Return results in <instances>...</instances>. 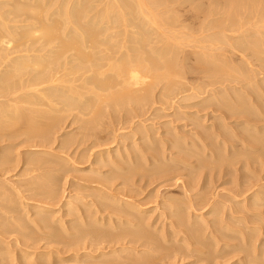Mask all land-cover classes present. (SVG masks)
<instances>
[{"label":"rangeland","instance_id":"1","mask_svg":"<svg viewBox=\"0 0 264 264\" xmlns=\"http://www.w3.org/2000/svg\"><path fill=\"white\" fill-rule=\"evenodd\" d=\"M18 1H16V0H9V1L0 0V4H1L0 5V9L2 8L0 10L1 13L3 12L5 14V12L6 13H7V11L9 12V10L14 8L15 3L18 2ZM58 1H60V0H51L50 3L52 2L51 3L52 5L50 4V7L52 6L51 8H53L56 5L54 9H57ZM76 1H78V0H76ZM76 1H74V0L70 1L71 3L69 5L72 6V8H74V9H72V11H71V7L70 6L66 7V5H65V8H66L65 10H68L67 8H70L71 12H73V10H74V13H77V12L80 11L79 4L81 3V4H85V6L81 5V8H83L82 11L84 12V11L89 10L88 7H90L92 9V6L94 5L95 7L93 6V9H94V11H97V12H94L93 9H92L93 13H92L91 10H90L91 12L88 11L89 13L85 12V14H83V13H81L82 11H80V13L83 14L82 16L84 18L88 16V15L86 16V14L94 15V16H88V19L86 18L85 20L91 21L90 23H92V21H93L92 18L94 20H96V22H95L96 26L95 27H98L97 24L99 23L100 19L102 20L104 15H106V14H108L107 16L110 15V17H111V20H109V22H111V21L113 22V19L115 18L114 16L116 14H118L119 13L118 11L120 10V8H116V7L119 6L118 3H119L120 0L118 1V3L115 2L116 0H110V1L107 0L108 3L109 2H114L115 4L117 3L116 6L113 7V9L111 7L112 3H109L110 4L109 5L106 0H104V1L101 0L100 1L101 3L99 2V0H97L96 2H99V3H97L96 5H100V7L97 6V8L99 7V9H101V10L96 8V5H95L96 2L93 3V1H95V0H92V3H93V4H91L92 6H88V2H90L91 0H84L85 1L84 3H82L83 0H80L81 2L78 1V4H77ZM221 1H218V0H176L172 4V3H169V2H171V0H170V1H167L168 3L165 2L166 4H164V5H166V7L163 8V9H165L164 11L160 9L161 11L164 12V14L162 12V15H160L161 13H159L160 11H158V13H159L158 16L159 17L160 16H164L165 19L168 16L171 19L174 18L173 20H175L176 16L178 17V20H175V23L172 22L173 23V27H174L175 24H177L176 26L177 27L179 26V27L176 28V29L177 30H182L183 31L182 34L185 33L183 35L186 36V37L183 38V36H182V38L180 40V42H181L180 45L181 46L179 44H177V45L180 46V48L182 47V49H181V52H180L179 51V46H177L178 47V51L180 52V54L178 53V56L180 58L178 57L179 61L176 60V64L178 62H180L184 66H182L180 63H178V70L180 71V69H181L183 71H180V74H178V75L177 74H173L174 77L173 76L171 77L172 80L171 79L167 80V78L166 79L165 78H161L159 80L157 79L156 81H154V83L156 85L153 83V87H150L151 88L150 94H152V95L150 97H148L147 102H145V104H138V106H136V107H134L135 105H133V104L125 105V106H121L120 105L121 109H119L120 108L119 105H117V107L115 108L113 106V105H115L114 103L112 104L110 102H107V101L105 102L103 100V103L99 102V104L100 103H102V104L101 105L98 104L97 107H95V106L93 107L91 105L90 106L91 110L90 109L88 110V108L82 110V109H80L78 107L77 108H73V109L72 108H68L67 110L71 111V112H68L67 110H65L66 113L62 112L65 115L66 118L64 117V115H62V118H64L63 119L64 121L61 124L58 125L57 123L53 122V125L55 124L53 128L56 127L57 129L55 128L56 132H55L54 129H53L54 131L53 130L51 131V132H53V133L55 132V133L53 135H52V133L50 134V136H49L50 139L47 140L48 143L41 140V143L44 142V143H42L44 147L40 144V138H37V136L41 137L42 131L47 128L46 121L44 119H41L39 117L36 118L37 116L35 117V119H33L31 117V115L29 114V112H27V111L25 112L27 117L24 115L23 118H18V119L16 118L15 119L14 117H12L10 115L12 112L7 114L6 115L7 117L5 115L0 117V120L3 118L1 120V122L2 123L4 122L3 125L0 122V125H1L0 126V130H1L0 131V140H2V141H0V159L3 160V158L7 157V156H9V158H10L8 160V162H10V163H7V162L3 163L4 165H1L2 163L0 161V259H1L0 261H3L1 264H20L21 262H22L21 264H106V262H108L110 260L111 261H115L114 264H122L124 262L130 263L131 261H132L131 263H134L133 261L136 262V260L139 259L137 257L138 256L137 254H139V256H140V259H139L140 261L137 260V262L139 264H143V263H145V264H264V207H263L264 206V204H263L264 200H259L260 202L257 201L258 202V207L257 206H253L255 208V210L251 209V207H250V210L248 208V210H249L248 211L247 209L245 210V208H247V204H248V202L250 200H245L246 199L245 195H241V196L240 195H237V196L235 195V197H233V195L235 193H233V191L230 190V189L235 190L236 187L240 183L242 185V183L244 182L245 183L244 185H246V183L248 182L247 185L250 184V183L255 185V188H256L255 190L258 192V196L259 197H262V198L264 197L263 196L264 195V152L261 153V151H260V153H259V151L257 150L258 154H259L258 155L256 153L257 151L256 150H251L250 147H247L248 150H245L246 146L242 147L241 144L236 143V140H233L234 138H231L233 140V142H229L230 143L229 145L230 146L236 145L237 147L235 148V150L232 147L229 148L228 145L227 146L225 145V147H224L223 144H222L220 146L219 143H221V141L224 140V136L223 137L219 136L216 139L218 143L214 142V137L211 136L210 138L211 139L213 138L212 139L213 143L211 144V146H209L207 148H204V146H202L201 143L197 142V140L194 139V137L195 138L197 137V136H194V135H196L198 132H201V133L204 132L205 134H207V132H209V134H210V131L213 129V126L216 123L217 124L219 123V121H218L219 119H216V118H218V116L221 115V111H220V113L219 112L216 113V111L214 109L212 110V108H214L213 107V103H217L218 101H219V103H222V97H224L223 102H225V103H232L233 100L234 101H238L242 97L240 92H237V90H236V89L239 88L238 87L239 85H237V81H236V85L237 86L235 85V83L233 85V82H231L232 84L231 83L229 84V82H230V80H229V82L226 81L224 83V85H223L224 87L222 86L223 83L222 84L219 83V84H216L215 86L207 87V89L210 91V92L206 93L207 95L205 94V95H203V97L201 96L199 98H192V99H188V100H186L185 97L188 94H190L191 92L190 91L182 92L183 89L188 88V87H192V85L194 83H196L197 80H199L197 78H200V80L198 81L199 84H200L201 81L207 80V78L204 77L205 76L204 72H202L201 70L203 69L204 62H208L210 58L207 59L208 56L203 55V52L201 50L202 46L199 47L198 43H200V45H205V44H208V43L204 42L205 44L204 43L202 44L198 40H200L201 38L205 39L206 32H207V35L209 33H211V37H213V33L214 34L216 33L215 34L216 36H217L218 33H221L220 27L217 28V30L219 31V32H217V30H216V28L214 26V25H216V27H217V24H218L217 22L218 21H219V23L220 22L224 23V24H221V25H225L226 24V22H225L226 21L225 20L226 17H225L224 14H226V16L228 14L225 11H224V14H223V9L221 7H222V4H223L224 0H223V2H221ZM8 2H9V6L7 5ZM66 2L64 4H68ZM74 2H76V3H74ZM176 2H178V3L174 4ZM213 2L215 4L218 3L216 6H214L215 9L216 8L218 9V7L220 6L219 4L222 3L221 6L219 7V11L217 9L215 10L214 8H213L214 9L213 11H208V8H210L214 4ZM199 3H200V5H199ZM105 4H107V5H105ZM120 4H121V1H120ZM170 4L171 5H176V6H171ZM74 5L79 7L78 11H77V8L75 10ZM104 5L107 6V7L105 8ZM108 5H109L110 9H109ZM164 5H162V6H164ZM196 5L197 6L198 5L199 6L202 5V9H199L198 7H195ZM112 6H114V5H112ZM162 6H160V7L162 8ZM168 6H169L170 11H167ZM3 8H4V10H3ZM5 8L7 10H5ZM195 8H197V10H195ZM106 10H107V12L111 11V10H115L117 13L115 11H113V13L114 12L116 13L113 16V13H110V12L107 13ZM50 11H54V10L50 9ZM75 11H77V12H75ZM98 11H99V13H98ZM101 11L103 12V14L105 12V14L103 15L101 13ZM166 11L169 12L170 14H172L173 16L170 17L171 15L169 13L166 14ZM205 11H206V15H203V12H205ZM221 12H222V14H221ZM100 13H101L102 16L99 15ZM120 13H121V11H120ZM211 13L214 16H212ZM5 15H6L7 19H9L8 17L11 16L10 14H9L10 16H7V14H5ZM98 15L100 17V18H98L99 20L96 18V16H98ZM174 15H176V16H174ZM222 15H224V16H222ZM116 16H118V15H116ZM206 16L207 17L209 16V18L213 19L212 22L214 24L213 23L211 24V19L207 18ZM83 17H81V19H83ZM10 18H11L10 19L11 20V22H10L11 25H13L14 24L13 22H15V21H17V22H15V24H17V23L20 24L19 20H21V19L15 20L16 18H14L13 15ZM52 18H53V20H56V18H58V17L57 16L56 17L53 16ZM164 18L162 20L161 17H160V20L164 22L165 21ZM221 18H222V21H221ZM223 18H224V21H223ZM106 19H110V18L106 17L103 20L105 21ZM171 19H169V21L167 23H166V21L164 23L162 22L163 25L165 23L166 24L170 23ZM85 20L83 19L84 22H86ZM103 20L101 22L103 23L104 26L108 27L107 29H109L111 26H108V25L109 24L112 25V23L107 22L108 20H106L105 22ZM89 21H87V22H89ZM106 23L107 24L109 23V24L106 25ZM127 23L129 24L130 22L127 21ZM116 25L117 24H115V23L112 25V28L114 29L113 30L111 28L112 32H114L116 28H117L116 29V31H117L116 33H118V31H120V32L118 34H116L114 32L116 34V38L115 39L111 38V39H113V41L111 40V42H113V44L119 42V40H120V42L123 41L124 40L123 38H125L127 36L129 37L131 33H134V34L136 33L135 35H137V33H138L137 32L138 31L137 27L139 25H137V27H136V24L134 26L131 24V25H129L130 27L127 26L126 28H123L124 26H118L117 25V27L114 28L113 26H116ZM251 25H250V29L252 28L254 30L253 31L251 29L253 31L252 34H254V32L257 29L255 30V25H254V28L252 27L253 25L252 26ZM263 25L264 24H261L262 27H264ZM169 26H170V24H169ZM213 26H214L213 30H215V31L211 30V27H213ZM100 27H101L100 30H98L99 29V27H98L97 32H99L101 30L104 31V32L102 31L104 33V34L102 33L103 36H101L102 34L101 35L99 34V36H101V38L102 37L104 38V35H106V37H107L110 33H112V32L109 33L110 30L108 31L106 29V27L102 28L103 27L102 25H100ZM119 27H121L122 29L121 28L119 29ZM182 27H185V28H182ZM248 27H249V25H246L245 28L243 27L244 32L247 31L246 29ZM134 28H135V30H134ZM202 28H204L205 30L202 29ZM105 29H106V31H105ZM123 29H126L128 31L126 32ZM152 29L155 32L156 26H153ZM170 29H171L172 33H173V31H176L175 27L172 28V26H170L169 29H168V32L167 31L166 32L167 33H171V32H169ZM173 29H175V30H173ZM199 29H200V31H199ZM243 29H241L242 30L241 32H243ZM261 29H262V31H264V28H261ZM201 30H202L203 33L201 32ZM249 31L250 30L248 28V32ZM17 32H18V30H17ZM19 32H21V31L19 30ZM124 32H126V35L124 34ZM129 32H131V33L128 35ZM154 32L152 33V34H154V36L152 35V37H154L155 40H157V38H156L157 35H155L156 33H154ZM166 32L163 33L164 35L158 36L160 41H161V39H165V37H167V33ZM99 33H101V32H99ZM114 33H113V36H115ZM230 33H232V32H230ZM230 33L229 32L227 33L229 35V37H228L229 39H227V38H226L227 40L219 39L220 42L225 43V44H227L229 42H231L233 44H238L239 39H231L230 38L231 36H235L233 34H235L237 32L231 34V36H230ZM134 34H131V35L134 36ZM202 34H204V35H202ZM237 34H236V36H237ZM192 35H194V36H192ZM207 35H206V37H207ZM117 36L119 38H117ZM162 36H163V38H162ZM187 36L188 37L191 36L192 40H190ZM197 36H199V37L201 36V37L198 39V38H196ZM253 36H249V39L251 38V40H249L248 37L246 38V40L247 39H248V41L256 40L257 36L256 37L255 36L253 37ZM116 39H117V42H115ZM159 39L157 41H154V39L151 38V36H150L151 42L154 41V43L152 44L150 42L149 44H152L153 47H157L156 45H158V44H156L155 42H158ZM184 39H187V40H184ZM196 39H197V41H196ZM171 40L174 42L173 39H171ZM171 40H169V41L171 42ZM230 40H232V41H230ZM234 42H236V43H234ZM162 44L164 45V43H162ZM3 45H4L3 47H5V45L8 46L7 44H3ZM152 46L150 45V47H149V45H148L149 48H151ZM158 46H161V44L159 43ZM117 47L121 49V50L119 49L121 52L123 50L122 53H124V51L126 52V49L125 50H124V48L122 49L120 45L115 46V48H114L115 51H116ZM194 47H195V49H193ZM0 48H2V44H0ZM182 51H183L184 54L182 53ZM232 51L233 50H231L230 52L226 51L225 53L224 52H218V54L220 53L222 55L221 59L222 60L224 59L223 61L226 64H229V65L226 66V67H228V70L231 69V67L233 68L232 70H229V72L231 71L230 73H232V75H233L231 77L229 76L230 78H233L234 76L239 74L237 72H240L239 67L242 66L241 65L242 64L241 53H239V52L236 53L237 51L234 50L235 54H234V56H232L233 55V53H231ZM197 52H200L201 55L199 56L197 54ZM181 53L183 54V57H182ZM214 53L217 54V52H214ZM222 53H224L225 55L222 54ZM193 54H195L197 57H199V58H197L198 59L197 62H195L196 59L194 57H196V56L193 57L192 56ZM229 54H231V55L229 56ZM186 55H188V56H186ZM201 57H203V58L201 59ZM181 58H182V60H181ZM188 58H189L190 61H188ZM231 58H233V59H231ZM191 59H192V64L190 63ZM230 59L233 60V61L230 62L231 61ZM237 59L238 60L241 59V60L238 61ZM193 61H194V63L196 65L193 63ZM198 61H201V62H198ZM202 61H203V63H202ZM210 61H211V59H210ZM77 62L78 61L73 62V64L75 65ZM234 62L235 63L237 62V64L235 65ZM179 65H181V66H179ZM71 66H72V63H71V65H68V68L71 67ZM180 67H182V68H180ZM189 67L190 68L192 67V68L190 69ZM195 68H196V70L199 69L201 71V73H200L199 70L198 71L194 70ZM8 69L10 70V68H8ZM71 69L72 68H70V70L69 69L68 70L71 72L72 71ZM226 69H225V71L227 73L228 70H226ZM68 70L65 71V72H69ZM193 70H194V72H191ZM82 71L80 73H82ZM4 73H6V71H4ZM226 73L224 72L225 75H226ZM72 74H73V72H72ZM75 74H77V73H75ZM91 74L88 73L89 76ZM109 74H112V72H109ZM184 74H186V75H184ZM199 74H201V75H199ZM195 75H196V77H195ZM70 77L72 78L74 76L71 75ZM68 79H70V78H68ZM201 79H203V80H201ZM166 80L169 81V83L171 81L170 84L173 87ZM173 80H174V82H173ZM175 80L178 81V82H176ZM194 80H196V81L194 82ZM148 82H150L149 84H151V82H152L151 78H149ZM198 82L196 83V85L198 84ZM177 83H179V84H177ZM2 84H4V82L1 81L0 86ZM77 84H80V82H78ZM225 84L226 85L229 84V85L226 86ZM169 85L171 86L172 90H171V88L170 89L168 88ZM232 86L234 88L236 87V89L233 90V88H231ZM225 87H227L228 90ZM86 88H88V87H86ZM89 88H90V86H89ZM152 88H153V90H152ZM83 89L85 91V88H83ZM164 89H166V90H164ZM167 89H169V90H167ZM210 89H212V90H210ZM220 90H223L225 93L220 91ZM112 91H114V90H112ZM211 91H214L215 93L216 92L217 93L215 94L214 92L212 93ZM232 91H233V93H232ZM89 92H88L89 94H87V92L86 93L82 92L84 94V96H87V98L83 96L84 100H82V101L85 102V100L87 99L86 102H91L90 100L95 99L94 98V94H91L92 91H89ZM105 92L101 91L100 93L102 94V96H110L109 94H112L111 92H107V91H105ZM230 92L233 94V96H232V94L230 95ZM103 93H105V95ZM179 93H180V95H179ZM235 93H236V95H235ZM85 94H87V95H85ZM208 94L211 95V96H215L216 95L217 99H214L213 103H212V98L213 97L211 98V96H209ZM224 95H226V96H224ZM216 96L214 98H216ZM238 96L240 97L239 99H238ZM88 97H89L90 100L88 99ZM181 97H182V99H181ZM208 97L210 98L209 99L210 102L207 101L208 100L207 99L206 102L203 101L205 103V104H203V102H201L203 100V98L205 99V98H208ZM231 98H233V99H231ZM234 98H236V99H234ZM0 99L3 100L2 98H0ZM230 99H231V102H230ZM148 100H149L150 104L152 103L151 105L148 104ZM216 100H218V101L215 102ZM111 102H114V101H111ZM196 102L199 105H197ZM98 107H99V109H95V110L93 109V108H98ZM142 107H143V109H142ZM40 108H44V107H40ZM100 108H101V111L104 108L102 113H100L101 112ZM77 109H80V110L75 111ZM92 109L94 111H92ZM72 110H73V112H72ZM96 111H99V113L97 112V114H96L95 113ZM27 113L30 115V117L28 116ZM55 113L58 114L57 112H55ZM100 114H103V115H101V117H100L99 116ZM13 118L16 121L13 120ZM22 119H24V122L22 121ZM30 119H32V120H30ZM241 119L243 120V118H241ZM241 119L238 118V116H234L233 119L226 120L225 121L226 125H224V126H226V127L228 126L227 132H225L224 130H221V131L225 135H226V133H228L227 134L228 136L226 135L227 137H230V136L232 137L233 135H238L239 131L241 129L243 131L246 130L247 132L252 131L250 129H246V126H244L243 124H240V123L236 124L235 123L236 121L240 122ZM33 120L36 123H34ZM43 120H44V122H42ZM93 120L95 122L97 120V122L96 123H92V122H94ZM214 120H217V121H214ZM12 121H14V122H12ZM18 121H21V123L18 122ZM40 121H41V123H38ZM16 122H18V124ZM214 122H216V123H214ZM12 123H15V125L11 126V125H13ZM29 123H30V126L27 125ZM47 123H48V121H47ZM90 123H92V125H90ZM24 124L27 127L24 126ZM37 124H38V126H37ZM5 125L6 126L8 125L9 128L4 127ZM33 125H36V126L33 127ZM61 125H63V126H61ZM239 125H241V126H239ZM41 126L42 127L45 126V127H43V129H42ZM86 127H88L89 130ZM5 128H6V130H4ZM33 128H35V129L32 130ZM37 128H38V130L39 129H41V130L38 131ZM85 128H86V130H85ZM35 130L38 133H36ZM58 130H60V131H58ZM148 130H149V133H148ZM248 130H250V131H248ZM30 131L32 132L31 134H30ZM143 131H144V133H143ZM205 131H207V132H205ZM214 131L215 130H213V133H214ZM20 132H22V133H20ZM39 132H41V133H39ZM2 133H4V134H2ZM14 134L16 135V137L14 136ZM211 134H212V131H211ZM51 135L54 137V139H51L52 138ZM124 135H125V137H124ZM147 135H148V137H147ZM85 136L89 137L88 140H86L87 138H85ZM3 137H5L4 140L2 139ZM11 137H12V139H11ZM151 137H152V139H151ZM181 137H183V138H181ZM8 138H10V139L8 140ZM65 138L67 139V141L70 139V141L65 142ZM71 138H74V139H71ZM37 139L39 140V143H38ZM30 140H31V142H30ZM151 140H153V141H151ZM170 140L171 141H173V140L177 141L180 144L179 147L185 148L188 152H190V153H192L194 155V158L189 159L188 162L189 163L192 162L193 163L192 165L196 166V169L193 168V167L192 168H190V167L185 168L184 165H180L176 161H172V160H168V159L164 158V155L165 156L167 155L169 157L172 152H174L175 155H177V153H178V149H175L173 151L171 149H169V144L172 143ZM28 141H29V143H27ZM34 141L38 145L36 143H34ZM49 141H51V142H49ZM162 141H163V143H162ZM186 141H187V143L190 142L191 144L193 142H196L197 145L196 146L193 145V144L192 145L191 144L186 145ZM144 142H146V143H144ZM209 142H212V141L208 140L207 143H209ZM125 143H126L127 146L125 145ZM237 144H239V145H237ZM212 146L214 147V149L217 148L216 150L218 151V154H216V155L214 154V156L211 155V153H210V150L213 148ZM126 147L128 149H126ZM137 147H139V148H137ZM249 148H250V150H249ZM139 149L140 150L143 149L144 151L143 150L140 151ZM160 149H161V151H160ZM229 149L231 151H229ZM109 150H110V152L112 154L109 152ZM125 150H126V152L124 153ZM127 150H128V152H127ZM238 150L241 153H242V151H245V154H244V152L242 153V154L246 155V156L243 155L244 156L243 159L236 157V156H238V157L242 156V155H240V156L236 155L237 153L234 152V151L238 152ZM41 151L45 152V153H42ZM116 151H118V152H116ZM204 151H205V153H204ZM247 151H249V153L251 155L249 153H246ZM251 151H254V154ZM129 152L132 153V155L130 153V157L127 156V155H129L128 154ZM106 153L110 154V155L108 154L109 158H108ZM143 153H144L145 156L142 155ZM233 154L235 155V157H234L235 159L233 158ZM5 155H7V156H5ZM155 155H158V156L163 157V158L161 159L159 157L160 161L159 160L155 161L153 159V157ZM220 155H222L223 157H221ZM11 156H13V158H12L13 161L11 159ZM26 156H30V157H26ZM101 156H102V158L100 159ZM231 156H232L233 159H231ZM255 156L257 157V159H256ZM260 156H262V157L260 158ZM45 157L49 158V159L46 158V160L48 161L47 162L48 164L47 163H46V165H45V163L41 164L42 166L41 165L40 166L37 165L38 166L37 168H36L35 165H33L34 162H32L33 163L32 164L29 161L31 158L33 160L35 158H41L42 160H45L44 159ZM110 157L113 158V159H111ZM123 157H125V158H123ZM147 157H149V158H147ZM173 157H177V156H173ZM203 157L205 159H203ZM217 157H219V158L221 157V158L219 159ZM114 158L117 159V160L114 161L115 160ZM132 158H133V160H132ZM178 158H180V157H178ZM207 158H208V161H211L210 163L207 162ZM246 158H248V159H246ZM249 158H252V159H249ZM50 159L52 161H50ZM239 159L243 160L244 162L243 161L240 162ZM106 160H107L108 165L106 163ZM112 160L115 162L114 164H113ZM220 160L221 161L223 160V161L220 162ZM225 160H228L230 162V164L228 165L227 163H225V165L222 166L224 164L223 162ZM233 160H236V162L233 161ZM250 160H251V163L249 162L250 164L247 165V166L250 167L249 168L245 164H248V161H250ZM55 161H57V162H55ZM96 161H98V162L96 163ZM121 161L123 162V165L121 164L122 163ZM124 161L125 162L127 161L128 164L125 163ZM212 162H215V163L217 162V163L215 164V163H212ZM255 162H256V164H255ZM30 163H31V165H29ZM221 163H222V165H221ZM35 164H37V163H35ZM53 164H55V165H53ZM214 165H216V167ZM47 166H48V168H47ZM55 166L58 169V171L55 168ZM119 166H121V167H119ZM161 166L163 167V169H162ZM221 166L223 168L230 169L229 170L230 174H227V175L224 174V173H226L225 170H227V169H223ZM32 167H34V168H32ZM60 167H61V170L59 171ZM140 167H143V169L140 168ZM173 167H178V169H180V170L177 171V172H175V171L171 172L170 171L168 173H164L166 170H168V169L171 170ZM35 168H36V170H35ZM38 168H39V170H38ZM158 168H160V169H158ZM210 168H211V170H210ZM216 168H217V170H216ZM220 168H222V169H220ZM29 169H31V170L33 169L32 170L33 172L31 170H29ZM52 169L55 170V171L52 172L53 171ZM139 169H140V172H139ZM213 169H215V170H213ZM235 169L237 171L241 170L242 172L241 171L235 172L236 171ZM141 170H142V172H141ZM219 170H221V171L223 170L222 174H221V171H219ZM191 171H193V176L195 174L194 179H193L194 183H195L194 184L195 186H194V188L192 187V191H191V193L194 195L193 197L194 198H200L202 196L206 197V195H207V197L209 196L208 198L210 199L213 196V198H211V199L216 201V203H217L216 205H218L216 210H217V212L218 211L219 212L217 214H213V216H212V213L210 214L209 206L204 207V209L202 207H194V209L191 208V210L187 209L188 210V215H189V213H190V215H189V217L185 216V219L186 218L187 219L186 220L184 219L185 220V222H184L185 224L183 225L184 227L183 226L182 227L175 226L174 228H170L169 226L167 227L166 224H170V222H172L175 218L174 219L173 218L167 219L165 215L161 216V212H164L165 210H163V207H161L159 205L162 204V206H163V203H165V201L168 202L170 200L171 201L172 200L176 201L175 202L176 204L179 201L180 202H182V201L186 202V200H187V198H186V189H185L184 185H186L187 182H189L192 179V177H190L188 175ZM127 173H129L130 175L127 174ZM199 173L201 175H199ZM211 173H212V176L214 177V178L212 177L213 180L211 178ZM215 173L217 175L218 174L219 175L217 176ZM46 174H47V176H46ZM151 174H153V175H151ZM241 174H243V175L241 176ZM224 175L226 176V178H225ZM48 176H50L51 178L48 177ZM122 176H124V177H122ZM129 176H130L131 179H129ZM37 177H40V179L39 178L37 179ZM44 177H45V179H44ZM223 177H224V179H223ZM232 177H234V178H232ZM242 177H243V179H242ZM41 179H42V181L40 183ZM46 179H47V181L49 183L46 181ZM49 179H50V181H49ZM233 179H236L237 181H235V180L232 181ZM238 180H239V183H238ZM32 181H35V182H32ZM54 181H56V182H54ZM45 182H47L48 184H45ZM204 182H205V184H204ZM236 182L238 183V185L236 184ZM41 184L45 185L44 189H43L44 185L41 187ZM235 184H236V187H235ZM251 184L248 185V186H251ZM47 185H51L52 186L51 188L54 187L52 189V191L55 192L54 194L52 192H51V194H49L50 193L49 192L50 188L48 190L47 187H49V186H47ZM29 187H30V189H29ZM31 187H32V189H31ZM38 187H39V189H38ZM46 188H47V190H45ZM259 188H261V189H259ZM37 191H39V192H37ZM261 191H263V192L261 193ZM35 192H37V193H35ZM46 192L48 194H46ZM208 192H209V194H208ZM259 192L261 194H259ZM17 193H18V195H17ZM42 193L46 194L48 197L46 195H43ZM104 193H106V195L108 194L109 197H107V198H111V201H110V199H107L105 197L106 195ZM11 194L13 196L12 198H14V200H15V201L13 200L15 203L17 201H19V199H20V201L17 202L16 204L13 203V201H8L9 199L7 197L9 196V198H10ZM101 194H102V196H101ZM40 195H42V197ZM54 195L55 196L57 195L56 198H59L61 202L58 201V199H56ZM70 195H71V198L68 197ZM114 195L117 196V197L126 198V199L134 201L136 203L138 202V204L143 205L145 208H149V212L146 215L149 216V215L152 214V217H153L152 221H154L156 219L155 220L156 221L155 222L156 225L154 224V226H157V227L153 228L154 230L152 229V227H150L152 229V231H151L150 228H147V227H145V228H147V230H145V228L143 226H142V228H140V226L136 227L135 228L136 230L134 231V230H132V229H134V227H132L130 225L129 226L126 225V224L123 225V224H121V222L119 224V222H118L119 220L118 219L115 220V224L117 225V228L119 229L120 233H123V231H128V230H130L128 232L133 231V233H134V232H137L138 229H139V232L141 230L142 231H144V230L148 231V229H149V231L152 232L151 234L153 236H156V237L159 236V238H157L158 240H152L153 243L151 244V246L148 245V244H150V242H149V243H147V246H148L147 247L146 246V242L144 240H142V239H141L142 241L139 240V242L136 243V241H135V243H134V242H130L128 240V238H126L125 242L122 240L124 243L122 241L121 242L119 241L121 243L120 244V243H116V242H118L116 240H114L115 242L112 239L111 240L113 242L111 240L109 241L110 237L106 238V237L102 236L105 233L106 230L107 231L110 230L113 233L118 232V229H116L115 227L112 228L111 225L108 226V224H110V222L108 221L107 218L105 220L102 219V216H105L106 214H108L107 213L108 211H106V212L104 211L105 213H101V211H99V208L101 209V206L106 208V206H110L108 204H112L113 203L112 199H114V197H113ZM58 196H60V197H58ZM130 196H131V198H130ZM231 196L233 197L234 200L237 197L236 200H239V202H238L239 204L237 203L238 206L235 204L236 201L232 202L233 200L231 199L232 198ZM238 196H240V197L238 198ZM16 197H17V199H15ZM61 197H63V198H61ZM183 197H185L186 199L183 198ZM225 198H227V199H225ZM101 199H103V200H101ZM67 200L71 201L72 204H71V206L66 208V207H64V202H67ZM226 200L228 201V203H227ZM230 200H232V201H230ZM98 202H99L100 205L103 203V205L100 206V205L96 204ZM93 203H94V205H93ZM261 204H262V207H261ZM36 205H42V206L45 205V206L49 207L51 209V211L41 212L40 209L34 207ZM235 206H236V208H233ZM243 206L245 207L244 209H243ZM103 207H102V209H104ZM153 207L155 208V210H154ZM237 207H240L241 209L238 208V210L236 212L235 209H237ZM219 208H220V210H219ZM230 208H231V210H232V208H233V210H235L234 213L232 212V215L234 216L233 218L231 216V212L229 214ZM227 209H228V211H227ZM239 209H240V211H239ZM96 210H98V211H96ZM224 210H226L227 213ZM186 212L187 211H185V215H186ZM158 213H160V214H158ZM70 214H72V215H70ZM202 215H205V216L203 217ZM200 216H202V217H200ZM159 217H162V218H159ZM256 217H258L259 219L256 218ZM36 218L39 219L40 221L37 220ZM42 218H43L44 222L42 221ZM60 218H62V219H60ZM202 218L204 220H207V222H205ZM222 218H223V220H222ZM227 218H230V220L228 219L230 222L227 221ZM234 218L235 219L237 218V219L235 220ZM238 218H244V219H242L243 222H241ZM100 219H102V221ZM219 219H221V220H219ZM224 219H226V221ZM253 219H255V220H253ZM61 220H63V221H61ZM200 220H201V222H200ZM244 220L246 221V223L244 222ZM45 221H46V223H45ZM58 221H60V222H58ZM62 222H65V223L63 224ZM157 222H158V224H157ZM204 222L208 223V225L209 224H211V225L213 224V227L212 226L210 227V225H209V227H210L209 228L208 225H207L208 228L206 227V229H205L204 228L205 224H202ZM228 222H229V224H227ZM164 223H166V224L163 226ZM219 223H222V224H220V226H219ZM69 224H71V225H69ZM191 224H193V226ZM62 225L65 226V227L69 226L68 227L69 228V232L67 231L68 233L65 230L62 231V228H63ZM188 225H189V227H188ZM214 226H215V228H214ZM87 227H89V228H87ZM162 227H164L165 230ZM185 227L186 228H190L191 230L188 229L186 232H184L183 230H186ZM196 227H197L198 230H201V231L194 233L193 230L197 231ZM200 227H202V228L199 229ZM79 228H80V230H81L80 232L82 234L79 233ZM182 228H183V230H182ZM192 228H194V229H192ZM211 228H213V229H211ZM156 229H157L158 232L156 231ZM166 229H168V231ZM202 229H204L205 231L202 230ZM214 229L218 230L219 232H215L214 233L213 232ZM82 230H84V231H82ZM89 230H91V231H89ZM170 230H171V232H170ZM100 231H101V233H100ZM191 231H192V233H190ZM210 231H212V232H210ZM91 232L94 235L97 234L96 235V239H97V241L99 243L97 241H95V242L92 241V240L95 239L94 238L95 236H93V234ZM102 232H104V233L102 234ZM164 232H166V233H164ZM187 232H189L188 235H187ZM88 233H91L92 237L94 239L89 237L90 234H88ZM160 233H162V234H160ZM198 233H199V235H198ZM224 233H225V235H224ZM98 234L99 235L101 234V235L99 236ZM158 234H160V235H158ZM202 234H204V235H202ZM212 234H213V236H212ZM57 235H58V238H57ZM61 235H63V236H61ZM165 235L166 236L168 235V237H166L163 240L162 236L165 237ZM85 236H88L87 237L88 239ZM97 236H98V238L100 240H98ZM100 237H103L106 240L105 239L103 240V238H100ZM192 237H193L194 240L192 239ZM64 238H65V240L63 241ZM74 238L76 239V242H75ZM82 238H84V239L86 238L87 240H85V242H84V239H82ZM189 238H191V239H189ZM77 239H78V241H77ZM80 239L83 240V241L80 242ZM129 239H130V237H129ZM89 240H91L94 244L96 242L98 244L96 243V245H94ZM101 240H103V242H104L103 245H102L103 242L101 243ZM86 241H87V244L85 245ZM108 241H109V243H111L110 246L107 245L108 243H105V242H108ZM126 241L127 242L129 241V243L127 244ZM78 242H80L82 245L79 243V245H80L79 246L77 244ZM143 242H145L144 243L145 245L143 244ZM157 242H159V243H157ZM113 243H114V245L116 244L117 246H114ZM187 243H188V245H187ZM89 244H91L92 247ZM124 244H127V245H125L127 247L130 244V246L128 247L129 249L124 250V252L120 251L118 253H116L114 251H113L114 253L110 252L112 250L117 249V247H119V248L122 247L121 245H124ZM83 245H85L84 247L87 246V248L90 246L91 249H90V247L88 249L87 248L84 249ZM106 245L108 247H105ZM140 245H141L142 248L140 247ZM76 246H78V247H76ZM95 246H96V248H95ZM150 247L153 250H154L155 247H156V249L154 251L150 249L152 251L151 252L148 249ZM104 248H107V250H105ZM78 249L80 251H78ZM95 250H97V251H95ZM108 251H109V253H107ZM135 251H137L138 253L135 252ZM148 251H150V252H148ZM25 252H28V253L24 254ZM75 252H77V253H75ZM105 252H106V254H104ZM140 252H142L141 253L142 256L140 255ZM135 253H137V254H135ZM23 254H24V256H23ZM109 254H111V255H109ZM25 255H26V257H25ZM105 255H106V257H105ZM143 255L146 258H143ZM2 257H3V260H2ZM26 258H28V259L26 260ZM134 259H136V260H134ZM142 260H144L145 262L142 261ZM27 261H28V263H27ZM32 261H33V263H32ZM136 263H134V264H136Z\"/></svg>","mask_w":264,"mask_h":264},{"label":"bare ground","instance_id":"2","mask_svg":"<svg viewBox=\"0 0 264 264\" xmlns=\"http://www.w3.org/2000/svg\"><path fill=\"white\" fill-rule=\"evenodd\" d=\"M7 1H9V0H7ZM16 1H18V0H16ZM50 1L51 0H19L18 2H16L15 3V6H14V8L13 9H11V10H9V12L7 11V13L5 12V14H7V16H10V17H12V15H13V17L14 18H16L15 20H19V19H21V20H19V23L20 24H15V22H17V21H15V22H13L14 24L13 25H11L10 24V22H11V18L10 17H8L9 19H7V17H6V15L2 12L1 13V11H0V44H2V48H0V83H1V81L2 82H4V84H2L1 86H0V98H2L3 100H1L0 99V117H2V116H6L7 114H9L10 112H12L10 115L12 116V117H14L15 119L17 118H23L24 117V115L26 116V111L27 112H29V114L31 115V117L33 118V119H35V117L36 118H41V119H44L45 121H46V126H47V128L45 129V130H43L42 131V133L41 132H39V133H41V137H38L37 136V138H40V144L43 146V144L42 143H44V142H47V140H49L50 139V134L52 133V135L56 132V129L55 128H53L54 127V125H53V122L54 123H57L58 125L59 124H61L64 120V118H62V115H64L62 112H64V113H66L65 112V110H67L68 108H80V109H82V110H84V109H86V108H88V110L90 109V106L92 105L93 107L95 106V107H97V105L99 104V102H102L103 103V100L106 102H110V103H114L115 105H113L115 108L117 107V105H121V106H125V105H130V104H133V105H135L134 107H136V106H138V104H145V102H147V99H148V97H150L152 94H150V91H151V88L150 87H153V83H154V81H156L157 79L159 80V79H161V78H167V80L168 79H171V77L173 76V74H180V71H183V70H181L180 69V71L178 70V63H180V62H178L177 64H176V60H178L179 61V59H178V53L180 54V52H181V49H182V47L180 48V44H181V42H180V40H181V38H182V36H183V38H185L186 36H184L183 34H185V33H183L182 34V30H177L176 28H178L176 25L177 24H175L174 25V27H175V29H176V31H173V33L171 32V29H170V31L169 32H171V33H167L168 32V29H169V27L170 26H172V28H174L173 27V23H175V20H178V17L176 16V15H174V16H176L175 17V20H173L174 18H169V16L168 17H166V19L164 18V16H160L161 17V19L163 20V18H164V20L166 21V23L169 21V19H171V22L170 23H168V24H164L163 25V23L165 22H163V21H161L160 20V17L158 16V14L159 13H161L160 15H162V12L165 10V9H163L164 7H166V5H164V4H166L165 2H167V1H170V0H120L121 1V4H120V1L119 0H116L115 2H117L118 3V1H119V6L118 7H116V8H120V10L118 11L119 13H120V11H121V13L119 14H116L117 12L115 11V10H111V11H108V12H110V13H113V11H115L114 13H113V16L116 14V15H118V16H114L115 18L113 19V22L111 21V22H109V20H111V17H110V15L109 16H107L108 14H106V15H104L105 14V12H104V14H103V12L101 11V13L104 15V17L106 16L107 18L109 17L110 19H106V20H108L107 22H109V23H112V25L115 23V24H117L118 26H124L123 28H126L127 26H129V25H135L136 24V27H137V25H139L138 27H137V35H135L134 33H131V32H129L128 33V35L131 33V34H134V36L133 35H131L130 34V36L128 37H125V38H123L124 40L123 41H121L120 42V40H119V42H117V39H116V41L115 42H117V43H115V44H113V42H111V40L113 41V39H115L116 38V34H118L120 31H118V33H116L117 31H116V27H117V25L116 26H113L114 28H116L115 29V33L114 32H112V25H110L109 23V25L106 23V25H108V26H111L109 29H107L108 27H106V26H104L103 25V23L101 22L103 19H105L104 17H103V19L101 20L100 19V21H99V25L97 24V26L99 27V29H98V27H95L96 26V20H94L93 18H92V23H90L91 21H89V20H85L86 18L88 19V16H94V15H92V14H86V16L87 17H83L82 15L83 14H85V12H87V13H89L88 11H92V9H93V6L91 5V4H93V3H95L97 0H95V1H93V3H92V0L90 1V2H88V6H92V9L90 8V7H88V9L89 10H87V11H82L83 10V8H81V5H83V6H85V4H79V6H80V11H82L81 13H83V14H81L80 13V11L79 12H77L78 10H79V7L78 6H76V5H74V7H75V10H76V8H77V11H75V12H77V13H74V10H73V12H71L72 11V9H74V8H72V6H70L69 4L71 3L70 1H73V0H60V1H58V7H57V9H54L55 8V6L53 7V8H51L50 7V4L52 3H50ZM74 1H76V0H74ZM79 2H81L80 0H78ZM78 1H76L77 2V4H78ZM101 0H99V2H100ZM104 1V0H103ZM107 1V0H106ZM110 1V0H109ZM173 0H171V2H169V3H172L173 4V2H175L176 0H174L173 2H172ZM218 1H221V0H218ZM13 2V1H12ZM68 3V4H64V3ZM76 2H74V3H76ZM85 1L83 0V2L82 3H84ZM99 2H96L95 3V5L97 4V3H99ZM221 2H223V0L221 1ZM101 3V2H100ZM106 3V2H105ZM107 3H108V1H107ZM109 3H112L111 4V7H112V9H113V7H115L116 6V4L114 3V2H109ZM108 3V4H109ZM168 3V2H167ZM178 2H176V3H174V4H177ZM214 3V2H213ZM11 4V3H10ZM90 4V5H89ZM218 4V3H217ZM217 4H213L210 8H208V11H213L215 8H214V6H216ZM222 4V3H221ZM221 4H219L220 6H221ZM1 5V4H0ZM8 6H9V2H8V4H7ZM52 5V4H51ZM65 5H66V7L67 6H70L71 7V11H70V8H67L68 10H65L66 8H65ZM72 5V4H71ZM102 5V4H101ZM105 5H107V4H105ZM104 5V7L106 8L107 6H105ZM110 5V4H109ZM109 5H108V7H109ZM112 5H114V6H112ZM162 5H164V6H162ZM171 5V4H170ZM199 5H200V3H199ZM195 6V7H198L199 9H202V5L201 6ZM3 6V5H2ZM82 6V7H83ZM97 6H99L100 7V5H96V8H97ZM160 6H162V8L160 7ZM171 6H176V5H171ZM210 6V5H209ZM219 6V7H220ZM95 7V6H94ZM99 7L97 8V9H99ZM103 7V8H104ZM207 7V6H206ZM219 7H218V11H219ZM7 8V7H6ZM5 8V10H7ZM87 8V7H86ZM85 8V9H86ZM104 8V9H105ZM214 8V9H213ZM222 9H223V14H224V11L225 12H227V16H226V14H224L225 15V17H226V24L225 25H221V24H224V23H219V21L217 22L218 24H217V27H216V25H214L215 26V28H216V30H217V28L218 27H220V29H221V33H218L217 34V36L213 33V37H211V33H209L208 35H207V32H206V35H207V37H206V35H205V39L204 38H201L200 40H198L199 42H201L202 44L204 43V42H206V43H208V44H205V45H200V43H198L199 44V47L200 46H202L201 47V50H202V52H203V55H206V56H208V58L207 59H211V61H210V59H209V61L208 62H204V65H203V69L201 70L202 72H204V74H205V76L204 77H206L207 78V80H203V79H201V80H203V81H201L200 82V84H199V80H200V78H197V79H199V80H197V82H198V84L196 85V83H194L196 80H194V84L192 85V87H188V88H185V89H183L182 90V92H187V91H190L191 93L190 94H188L185 98H186V100H188V99H192V98H199V97H203V95H205L207 92H210L208 89H207V87H210V86H215L216 84H219V83H223L222 84V86L224 85V83L226 82V81H228L229 82V80H230V82H229V84L231 83V82H233V85H234V83H235V85H236V81H237V85H239L238 87V89H236V87L234 88L233 86L231 87V88H233V90L234 89H236L237 90V92H240V94H241V98L238 96V101H232V103H225V102H223V99H224V97H222V103H219V101L218 100H216L215 102H217V103H213V100L214 99H217V96H216V98H214L215 96H211V95H209V96H211V98H212V103H213V107L214 108H212V110L214 109L215 111H216V113L217 112H219L220 113V111H221V115H219L218 116V118H216V119H219L218 121H219V123L217 124L216 122H214V123H216L214 126H213V129L211 130L212 131V134H211V131H210V134H209V132H207V131H205V132H207V134H205L203 131V133H201V132H198L196 135H194V136H197L196 138L194 137V139H196L197 140V142H199V143H201L202 144V146H204V148H207V147H209V146H211V144L213 143V138L211 139L210 137L212 136V137H214V142H216V143H218L217 142V138L219 137V136H224V140H222L221 141V143H219V145L221 146L222 144H223V146L225 147V145L227 146L228 145V147L230 148V147H232L234 150H235V148L237 147L236 145H233V146H230L229 144V142H233V140H236V143H239V144H241V146L243 147V146H246V149L245 150H248V148L247 147H250L251 148V150H258L259 151V153H260V151H261V153L262 152H264V31H262V29L261 28H264V27H262L261 26V24H264V0H224V2H223V4H222V7H221ZM2 9V8H1ZM0 9V10H1ZM50 9L52 10H54V11H50ZM109 9H110V7H109ZM163 10V11H161V10ZM215 9V10H216ZM3 10H4V8H3ZM99 10H101V9H99ZM174 10V9H173ZM195 10H197V8H195ZM207 10V9H206ZM90 11V12H91ZM93 11H94V9H93ZM93 11H92V13H93ZM158 11H160L159 13H158ZM167 11H170V9H169V6H168V8H167ZM166 11V14L167 13H169V12H167ZM176 11V10H175ZM174 11V12H175ZM203 11V10H202ZM94 12H97V11H94ZM106 12H107V10H106ZM107 12V13H108ZM216 12V11H215ZM10 15H9V14ZM98 13H99V11H98ZM97 13V14H98ZM101 13L99 14L100 16H102L101 15ZM95 14V13H94ZM96 14V15H97ZM163 14H164V12H163ZM165 14V15H166ZM170 14V13H169ZM214 14V13H213ZM217 14V13H216ZM221 14H222V12H221ZM59 18H56V20H53V16L54 17H56V16ZM99 15L98 16H96V18L98 19V18H100L99 17ZM112 15V14H111ZM171 16L170 17H172L173 15L172 14H170ZM203 15H206V11L205 12H203ZM211 15H212V13H211ZM224 15H222V16H224ZM212 16H214V15H212ZM211 16V17H212ZM221 16V15H220ZM81 17H83V19L86 21V22H84L83 21V19H81ZM130 17V18H129ZM207 17V16H206ZM205 17V18H206ZM13 18V19H14ZM90 18V17H89ZM169 18V19H168ZM177 18V19H176ZM207 18H209V16L207 17ZM168 19V20H167ZM209 19H211V18H209ZM220 19V18H219ZM91 20V19H90ZM99 20V19H98ZM105 20V21H106ZM173 20V21H172ZM217 20V19H216ZM13 21V20H12ZM87 21H89V22H87ZM104 21V20H103ZM104 21V22H105ZM127 21L128 22H130L129 24L127 23ZM213 21V19H211V24L213 23L212 22ZM221 21H222V18H221ZM223 21H224V18H223ZM94 22V23H93ZM98 22V21H97ZM163 22V23H162ZM173 22V23H172ZM101 23V24H100ZM210 23V22H209ZM162 24V25H161ZM169 24H170V26H169ZM214 24V23H213ZM220 24V25H219ZM253 26H252V25ZM100 25H102L103 27L102 28H104V27H106V29L109 31V33L110 32H112V33H110L107 37H106V35H104V38L102 39L101 38V36H103V30H101V31H99V32H101V33H99V32H97V29L98 30H100ZM227 25V26H226ZM246 25H249V32H248V28L246 29L247 31H245L244 32V29H243V27L245 28V26ZM250 25L254 28V25H255V32H254V34H252V32L254 31L252 28V30L250 29ZM258 27H257V26ZM153 26H156V30H155V32L153 31V29H152V27ZM169 26V27H168ZM211 26V25H210ZM214 26L213 27H211V30H213V28H214ZM264 26V25H263ZM130 27V26H129ZM135 27V28H136ZM188 27V26H187ZM257 27V28H256ZM21 28V29H20ZM112 28V29H111ZM121 27H119V29H120ZM135 28H134V30H135ZM181 28V27H180ZM182 28H185V27H182ZM106 29H105V31H106ZM122 29V28H121ZM175 29H173V30H175ZM202 29H204V28H202ZM241 29H243V32H241L242 30ZM17 30H18V32H19V30L21 31V32H17ZM114 30V29H113ZM124 31H128V30H126V29H123ZM205 30V29H204ZM203 30V31H204ZM103 31V32H102ZM122 31V30H121ZM167 31V32H166ZM181 31V32H180ZM197 31V30H196ZM199 31H200V29H199ZM213 31H215V30H213ZM237 32V33H235V32ZM126 32H124V34L126 35ZM156 33L155 35H157V40L159 39V37L158 36H160V35H164L163 33L164 32H166L167 33V37H165V39H161V41H160V39H159V43L161 44V46H158L159 45V43L158 42H155L156 44H158V45H156L157 47H153L152 46V44L154 43V41H157V40H155V38L154 37H152V35L154 36V34H152V33ZM175 32V33H174ZM198 32V31H197ZM201 32H202V30H201ZM217 32H219L218 30H217ZM230 33V32H232V33H230V36H231V34H233V33H235V34H233V35H235L236 36V34H237V36L235 37V36H231L230 38L231 39H239V42H238V44H233V43H231V42H229V43H227V44H225V43H222V42H220V40L219 39H225V40H227V39H229L228 37H229V35L227 34V33ZM103 33V34H102ZM107 33V32H106ZM105 33V34H106ZM113 33L115 34V36H113ZM123 33V32H122ZM203 33V32H202ZM99 34L101 35V36H99ZM112 34V35H111ZM171 34V35H170ZM202 35H204V34H202ZM216 37H215V36ZM257 36V38H256V40H254V41H248V39H249V36ZM113 36V37H112ZM124 36V35H123ZM150 36H151V38H153L154 39V41L153 42H151V40H150ZM192 36H194V35H192ZM253 36V37H254ZM106 37V38H105ZM122 37V36H121ZM188 37V36H187ZM201 37V36H200ZM199 36H197L196 38H200ZM248 37V39L246 40V38ZM8 38V39H7ZM111 38H113V39H111ZM117 38H119L118 36H117ZM162 38H163V36H162ZM173 39L174 40V42L171 40V39ZM190 40H192V38H191V36L190 37H188ZM187 38V39H188ZM227 38V39H226ZM187 39H184V40H187ZM241 39V40H240ZM169 40H171V42L169 41ZM195 40V39H194ZM249 40H251V38L249 39ZM196 41H197V39H196ZM229 41V40H228ZM230 41H232V40H230ZM235 41V40H234ZM152 43V44H149V43ZM177 42V43H176ZM162 43H164V45L162 44ZM174 43V44H173ZM185 43V42H184ZM193 43V42H192ZM234 43H236V42H234ZM3 44H7L8 46H6L5 45V47H3L4 45ZM128 44V45H127ZM177 44H179V45H177ZM117 45H120L121 46V48L123 49L124 48V50L126 49V52L124 51V53H122L123 52V50H122V52L120 51L121 49L120 48H118L117 47V49H116V51L114 50V48H115V46H117ZM148 45H149V47H150V45L152 46L151 48H149L148 47ZM177 46H179V51H178V47ZM233 50L231 53H233V55L232 56H234V54H235V52H234V50L235 51H237L236 53H241V58H242V66L241 67H239V69H240V72H237V73H239V74H237L236 76H234L233 78H230L231 76H233L232 75V73H230L229 72V70H232L233 68L231 67V69H229L228 70V67H226L227 65H229V64H226L222 59H221V57H222V55L219 53L218 54V52H230L231 50ZM120 49V50H119ZM193 49H195V47L193 48ZM200 49V48H199ZM118 50V51H117ZM184 51V50H183ZM183 51H182V53H183ZM188 52V51H187ZM193 52V51H192ZM214 52H217V54L216 53H214ZM181 53V54H182ZM195 53V52H194ZM224 53H222V54H224ZM184 54V53H183ZM183 54H182V57H183ZM186 54V53H185ZM191 54V53H190ZM197 54L200 56L201 55V53L200 52H197ZM228 54V53H227ZM170 55V56H169ZM189 55V54H188ZM188 55H186V56H188ZM202 55V56H203ZM225 55V54H224ZM231 54H229V56H230ZM169 58H168V57ZM193 57L194 56H196L195 54H193L192 55ZM227 56V55H226ZM224 57V56H223ZM180 58V57H179ZM190 58V57H189ZM189 58H188V61H190L189 60ZM195 59H196V61L195 62H197V58H199V57H194ZM203 57H201V59H202ZM226 58V57H225ZM230 58V57H229ZM231 59H233V58H231ZM230 59V60H231ZM235 59V58H234ZM181 60H182V58H181ZM180 60V61H181ZM205 60V59H204ZM229 60V59H228ZM238 60V59H237ZM239 60H241V59H239ZM238 60V61H239ZM76 61H78L75 65L73 64V62H76ZM194 61H193V63H194ZM233 60H231L230 62H232ZM235 61V60H234ZM237 61V62H238ZM198 62H201V61H198ZM229 62V61H228ZM237 62L235 63V65L237 64ZM71 63H72V66L71 67H69L68 68V65H71ZM191 64H192V59H191V62H190ZM202 63H203V61H202ZM241 63V62H240ZM181 64V63H180ZM195 64V63H194ZM232 64V63H231ZM74 65V66H73ZM182 65V64H181ZM181 65H179V66H181ZM196 65V64H195ZM88 66V67H87ZM182 66H184V65H182ZM201 66V65H200ZM196 67V66H195ZM235 67V66H234ZM8 68H10V70L8 69ZM70 68H72L71 70V72L69 71L70 70ZM180 68H182V67H180ZM184 68V67H183ZM190 68V67H189ZM188 68V69H189ZM192 68V67H191ZM190 68V69H191ZM194 68V67H193ZM198 68V67H197ZM227 68V69H226ZM69 69V70H68ZM201 69V68H200ZM225 69L226 70H228L227 71V73H226V71H225ZM69 71V72H65V71ZM83 70V71H82ZM85 70V71H84ZM194 70H196V68L194 69ZM194 70L193 71H191V72H194ZM199 69H197L196 71H198ZM238 70V69H237ZM4 71H6V73H4ZM82 71V73H80ZM188 71V70H187ZM195 71V72H196ZM200 71V70H199ZM201 71H200V73H201ZM72 72H73V74H72ZM92 74H91V73ZM109 72H112V74H109ZM224 72L226 73V75L224 74ZM233 72V71H232ZM75 73H77V74H75ZM88 73L89 74H91L90 76L88 75ZM184 73V72H183ZM199 73V72H198ZM182 74V73H181ZM189 74V73H188ZM191 74V73H190ZM203 74V75H204ZM224 76H223V75ZM74 76V77H70V76ZM78 75V76H77ZM184 75H186V74H184ZM192 75V74H191ZM197 75V74H196ZM196 75H195V77H196ZM199 75H201V74H199ZM198 75V76H199ZM228 75V76H227ZM230 76V77H229ZM239 76V77H238ZM174 77V76H173ZM201 77V76H200ZM68 78H70V79H67ZM149 78H151V84H149L150 82H148V80H149ZM193 78V77H192ZM202 78V77H201ZM166 80V81H167ZM172 80V79H171ZM176 81V80H175ZM190 81V80H189ZM78 82H80V84H77ZM168 83H169V81H167ZM173 82H174V80H173ZM176 82H178V81H176ZM180 82V81H179ZM170 83H171V81H170ZM169 83V84H170ZM155 84V83H154ZM175 84V83H174ZM177 84H179V83H177ZM186 84V83H185ZM228 84V85H229ZM232 84V83H231ZM156 85V84H155ZM154 85V86H155ZM168 85V84H167ZM171 85V84H170ZM169 85V86H170ZM187 85V84H186ZM226 85V84H225ZM228 85H226V86H228ZM236 85V86H237ZM89 86H90V88H89ZM168 86V88L170 89L171 88V86L169 87ZM189 86V85H188ZM200 86V87H199ZM86 87H88V88H86ZM167 87V86H166ZM173 87V86H172ZM224 87V86H223ZM81 88V89H80ZM83 88H85V91H84V89ZM180 88V87H179ZM226 89H227V87H225ZM88 89V90H87ZM116 89V90H115ZM155 89V88H154ZM169 89H167V90H169ZM230 89V88H229ZM83 90V91H82ZM112 90H114V91H112ZM152 90H153V88H152ZM164 90H166V89H164ZM171 90H172V88H171ZM180 90V89H179ZM210 90H212V89H210ZM215 90V89H214ZM228 90V89H227ZM84 93H86L87 92V94H89L90 92L89 91H92L91 92V94H94V98L95 99H92V100H90L89 99V97H88V99L91 101V102H86V98H87V96H84V94L82 93V92ZM105 92V91H107V92H111L112 94H109L110 96H102V94L100 93V92ZM220 91H222V92H224L223 90H220ZM89 92V93H88ZM115 92V93H114ZM153 92V91H152ZM168 92V91H167ZM171 92V91H170ZM174 92V91H173ZM181 92V91H180ZM212 93L214 92V91H211ZM235 92V91H234ZM106 93V92H105ZM105 93H103L104 95H105ZM114 93V94H113ZM215 93V92H214ZM217 93V92H216ZM215 93V94H216ZM219 93V92H218ZM225 93V92H224ZM232 93H233V91H232ZM231 92H230V95L232 94ZM87 94H85V95H87ZM108 94V93H107ZM150 94V95H149ZM220 94V93H219ZM179 95H180V93H179ZM207 95V94H206ZM221 95V94H220ZM219 95V96H220ZM235 95H236V93H235ZM83 96L84 97H86L85 99V102L84 101H82V100H84L83 99ZM178 96V95H177ZM224 96H226V95H224ZM232 96H233V94H232ZM207 97V96H206ZM91 98V97H90ZM180 99V98H179ZM181 99H182V97H181ZM208 99V100H207ZM209 97L208 98H203V100L201 101V102H203V101H205L206 102V100L207 101H209ZM221 99V98H220ZM231 99H233V98H231ZM231 99H230V102H231ZM234 99H236V98H234ZM88 100V101H89ZM94 100V101H93ZM150 100V99H149ZM149 100H148V104H150L149 103ZM195 100V99H194ZM200 100V99H199ZM228 100V99H227ZM111 101H114V102H111ZM221 101V100H220ZM226 101V100H225ZM152 102V101H151ZM185 102V101H184ZM210 102V101H209ZM102 103H100L99 105H101ZM109 103V104H110ZM197 103V102H196ZM105 104V103H104ZM137 104V105H136ZM152 104V103H151ZM150 104V105H151ZM201 104V103H200ZM203 104H205L204 102H203ZM209 104V103H208ZM211 104V103H210ZM108 105V104H107ZM111 105V104H110ZM193 105V104H192ZM197 105H199L198 103H197ZM202 105V104H201ZM112 106V105H111ZM121 106H120V108L119 109H121ZM204 106V105H203ZM208 106V105H207ZM40 107H44V108H40ZM205 108V107H204ZM211 108V107H210ZM80 109H77V110H75V111H78V110H80ZM94 110L95 109H99V107L98 108H93ZM92 109V111H94ZM104 109V108H103ZM103 109H102V111H103ZM123 109V108H122ZM142 109H143V107H142ZM91 110V109H90ZM118 110V109H117ZM68 111V110H67ZM100 111H101V108H100ZM102 111L100 112V113H102ZM114 111V110H113ZM135 111V110H134ZM214 111V112H215ZM55 112H57L58 114H56ZM60 112V113H59ZM68 112H71V111H68ZM72 112H73V110H72ZM97 112L99 113V111H96L95 113L97 114ZM115 112V111H114ZM82 113V112H81ZM80 113V114H81ZM104 113V112H103ZM213 113V112H212ZM218 113V114H219ZM28 114V113H27ZM28 114V116L30 117V115ZM61 114V115H60ZM83 114V113H82ZM86 114V113H85ZM101 115H103V114H100L99 116L101 117ZM214 115V114H213ZM234 116H238V118H243V120L241 119V121L239 122V121H236L235 123L237 124V123H240V124H243L244 126H246V129H250V130H252V131H250V130H248V131H250V132H247L246 130H242L241 128V130L239 131V134L238 135H233L232 133V137L230 136V137H227L228 135V133H226V135L221 131V130H224L225 132H227V129H228V126L226 127V126H224V125H226V120H229V119H233L234 118ZM7 117V116H6ZM27 117V116H26ZM64 117H65V115H64ZM95 117V116H94ZM93 117V118H94ZM13 118V120H15ZM66 118V117H65ZM237 118V117H236ZM235 118V119H236ZM3 119V118H2ZM1 119V120H2ZM9 119V118H8ZM26 119V118H25ZM97 119V118H96ZM213 119V118H212ZM215 119V118H214ZM1 120H0V122H1ZM5 120V119H4ZM12 120V119H11ZM10 120V121H11ZM20 120V119H19ZM30 120H32V119H30ZM37 120V119H36ZM44 120L42 121V122H44ZM92 120V119H91ZM238 120V119H237ZM16 121V120H15ZM22 121L24 122V119H22ZM28 121V120H27ZM47 121H48V123H47ZM94 121V120H93ZM214 121H217V120H214ZM9 122V121H8ZM12 122H14V121H12ZM18 122H20L21 123V121H18ZM18 122H16L17 124H18ZM29 122V121H28ZM33 122L34 123H36L34 120H33ZM96 122H97V120H96ZM95 121L94 122H92V123H96ZM4 123V122H3ZM3 123L1 122V124L3 125ZM31 123V122H30ZM30 123L29 124H27V125H29L30 126ZM38 123H41V121L40 122H38ZM92 123H90V125H92ZM228 123V122H227ZM13 125H11V126H14L15 125V123H12ZM89 125V124H88ZM87 125V126H88ZM94 125V124H93ZM1 126V125H0ZM24 126H26L25 124H24ZM32 126V125H31ZM36 125H33V127H35ZM37 126H38V124H37ZM40 126V125H39ZM61 126H63V125H61ZM239 126H241V125H239ZM4 127H6V128H9V126L7 125H5ZM27 127V126H26ZM25 127V128H26ZM43 127H45V126H43ZM43 127L41 126V128L43 129ZM91 127V126H90ZM145 127V126H144ZM3 128V127H2ZM6 128L4 129V130H6ZM12 128V127H11ZM31 128V127H30ZM63 128V127H62ZM86 128H88V127H86ZM86 128H85V130H86ZM205 128V127H204ZM209 128V127H208ZM212 128V127H211ZM210 128V129H211ZM239 128V127H238ZM27 129V128H26ZM35 128H33L32 130H34ZM55 130V132L53 133V132H51L52 130ZM234 129V128H233ZM21 130V129H20ZM30 130V129H29ZM37 130H38V128H37ZM39 130H41V129H39ZM38 130V131H39ZM53 130V131H54ZM88 130H89V128H88ZM91 130V129H90ZM146 130V129H145ZM204 130V129H203ZM213 130H215L214 131V133H213ZM1 131V130H0ZM36 131V130H35ZM58 131H60V130H58ZM219 131V132H218ZM4 132V131H3ZM14 132V131H13ZM217 132V133H216ZM236 132V131H235ZM5 133V132H4ZM4 133H2V134H4ZM20 133H22V132H20ZM19 133V134H20ZM27 133V132H26ZM32 132L30 131V134H31ZM36 133H38L37 131H36ZM58 133V132H57ZM142 133V132H141ZM143 133H144V131H143ZM148 133H149V130H148ZM230 133V132H229ZM237 133V132H236ZM249 135H248V134ZM253 133V134H252ZM8 134V133H7ZM11 134V133H10ZM9 134V135H10ZM13 134V133H12ZM25 134V133H24ZM35 134V133H34ZM85 134V133H84ZM209 134V135H208ZM230 134V135H231ZM252 134V135H251ZM22 135V134H21ZM51 135V136H52ZM56 135V134H55ZM3 136V135H2ZM8 136V135H7ZM6 136V137H7ZM14 136L16 137V135L14 134ZM20 136V135H19ZM69 136V135H68ZM226 136V137H225ZM9 137V136H8ZM18 137V136H17ZM28 137V136H27ZM70 137V136H69ZM68 137V138H69ZM124 137H125V135H124ZM147 137H148V135H147ZM146 137V138H147ZM4 138L5 137H3L2 139L4 140ZM29 138V137H28ZM75 138V137H74ZM74 138H71V139H74ZM84 138V137H83ZM85 138H87L86 140H88V138L89 137H86L85 136ZM84 138V139H85ZM145 138V139H146ZM169 138V137H168ZM181 138H183V137H181ZM187 138V137H186ZM231 138H234L233 140L231 139ZM10 138H8V140H9ZM11 139H12V137H11ZM16 139V138H15ZM27 139V138H26ZM51 139H54V137L52 136V138ZM83 139V140H84ZM151 139H152V137H151ZM223 139V138H222ZM29 140V139H28ZM38 140V139H37ZM41 140L42 141H44V142H42L41 143ZM190 140V139H189ZM208 140L210 141H212V142H209V143H207L208 142ZM216 140V141H215ZM0 141H2V140H0ZM52 141V140H51ZM51 141H49V142H51ZM68 141H70V139L68 140ZM67 141V139L65 138V142H68ZM151 141H153V140H151ZM160 141V140H159ZM171 141V140H170ZM30 142H31V140H30ZM33 142V141H32ZM147 142V141H146ZM146 142H144V143H146ZM172 143L171 144H169V149H171L172 151L173 150H175V149H178V153H177V155H175L174 154V152H172L171 153V155L168 157L167 155L165 156L164 154V158L165 159H168V160H172V161H176L177 163H179L180 165H184L185 166V168H187V167H190V168H195L196 169V166H193L192 164V162L191 163H189L188 162V160L189 159H191V158H194V155L192 154V153H190V152H188L185 148H182V147H179V143L177 142V141H171ZM235 142V141H234ZM27 143H29V141L27 142ZM34 143H36L35 141H34ZM33 143V144H34ZM38 143H39V140H38ZM48 143V142H47ZM150 143V142H149ZM162 143H163V141H162ZM15 144V143H14ZM37 144V143H36ZM39 144V145H40ZM46 144V143H45ZM44 144V145H45ZM120 144V143H119ZM154 144V143H153ZM188 144H191L190 142L189 143H187V141H186V145H188ZM193 145H197L196 144V142H193L192 143ZM191 144V145H192ZM239 144H237V145H239ZM9 145V144H8ZM38 145V144H37ZM40 145V146H41ZM67 145V144H66ZM125 145H126V143H125ZM124 145V146H125ZM131 145V144H130ZM135 145V144H134ZM144 145V144H143ZM5 146V145H4ZM34 146V145H33ZM41 146V147H42ZM127 146V145H126ZM137 146V145H136ZM146 146V145H145ZM160 146V145H159ZM240 146V147H241ZM37 147V146H36ZM44 147V146H43ZM42 147V148H43ZM133 147V146H132ZM131 147V148H132ZM140 147V146H139ZM139 147H137V148H139ZM189 147V146H188ZM193 147V146H192ZM213 147V146H212ZM2 148V147H1ZM130 148V147H129ZM147 148V147H146ZM227 148V147H226ZM250 148H249V150H250ZM113 149V148H112ZM126 149H128L127 147H126ZM148 149V148H147ZM150 149V148H149ZM217 149V148H216ZM216 149H214V147L210 150V153H211V155H213L214 156V154L216 155V154H218V151L216 150ZM222 149V148H221ZM228 149V148H227ZM6 150V149H5ZM10 150V149H9ZM12 150V149H11ZM108 150V149H107ZM140 150V149H139ZM143 150V149H142ZM142 150H140V151H142ZM153 150V149H152ZM144 151V150H143ZM151 151V150H150ZM156 151V150H155ZM160 151H161V149H160ZM203 151V150H202ZM206 151V150H205ZM205 151H204V153H205ZM220 151V150H219ZM224 151V150H223ZM229 151H231L230 149H229ZM233 151V150H232ZM258 151L256 152L257 154H258ZM35 152V151H34ZM42 152V151H41ZM49 152V151H48ZM47 152V153H48ZM51 152V151H50ZM109 152H110V150H109ZM116 152H118V151H116ZM123 152V151H122ZM126 152V150L124 151V153ZM127 152H128V150H127ZM132 152V151H131ZM131 152H129L128 154L129 155H127V156H129L130 157V153ZM154 152V151H153ZM170 152V151H169ZM235 153H237L236 155H242L241 157H238V156H236L237 158H241V159H243L244 158V156H246V155H244L245 154V151H242V153L244 152V154H242L241 152H239V150H238V152L237 151H234ZM251 152H253V154H254V151H251ZM5 153V152H4ZM3 153V154H4ZM7 153V152H6ZM36 153V152H35ZM42 153H45V152H42ZM99 153V152H98ZM102 153V152H101ZM104 153V152H103ZM111 153V152H110ZM115 153V152H114ZM222 153V152H221ZM234 153V154H235ZM241 153V154H240ZM246 153H249V151H247ZM33 154V153H32ZM40 154V153H39ZM107 154V153H106ZM109 154V153H108ZM108 154H107V156H108ZM112 154V153H111ZM232 154V153H231ZM233 154V158L235 157V155ZM250 154V153H249ZM256 154V155H257ZM12 155V154H11ZM27 155V154H26ZM47 155V154H46ZM110 155V154H109ZM115 155V154H114ZM125 155V154H124ZM131 155H132V153H131ZM134 155V154H133ZM142 155H144V153L142 154ZM196 155V154H195ZM225 155V154H224ZM244 155V156H243ZM251 155V154H250ZM259 155V154H258ZM257 155V156H258ZM261 155V154H260ZM5 156H7V155H5ZM40 156V155H39ZM95 156V155H94ZM97 156V155H96ZM106 156V157H107ZM116 156V155H115ZM118 156V155H117ZM123 156V155H122ZM126 156V157H127ZM145 156V155H144ZM173 156H177V157H173ZM193 156V157H192ZM206 156V155H205ZM210 156V155H209ZM221 157H223L222 155H220ZM226 156V155H225ZM248 156V155H247ZM25 157V156H24ZM26 157H30V156H26ZM32 157V156H31ZM35 157V156H34ZM43 157V156H42ZM49 157V156H48ZM48 157H45L44 159L45 160H42L41 158H35L34 160L31 158L29 161L32 163V162H34V164L33 165H35L36 166V168L38 167L37 165H41V164H44L45 163V165H46V163L48 162L47 160H46V158H48ZM58 157V156H57ZM104 157V156H103ZM159 157L160 156H158V155H155L154 157H153V159L155 160V161H158L159 160ZM178 157H180V158H178ZM220 157V158H221ZM256 157V156H255ZM262 156H260V158H261ZM13 158V156H11V159ZM61 158V157H60ZM102 158V156L100 157V159ZM108 158H109V156H108ZM107 158V159H108ZM111 158V157H110ZM117 158V157H116ZM119 158V157H118ZM123 158H125V157H123ZM128 158V157H127ZM147 158H149V157H147ZM161 159L163 158V157H160ZM214 158V157H213ZM212 158V159H213ZM217 158H219V157H217ZM219 158V159H220ZM225 158V157H224ZM232 158V156H231V159H233ZM236 158V159H237ZM10 158H9V156H7V157H4L3 158V160H1L0 159V161H1V165H4L3 163H10V162H8V160H9ZM41 159V160H40ZM49 159V158H48ZM52 159V158H51ZM50 159V161H52ZM95 159V158H94ZM111 159H113V158H111ZM115 159V158H114ZM164 159V160H165ZM203 159H205L204 157H203ZM227 159V158H226ZM235 159V158H234ZM246 159H248V158H246ZM249 159H252V158H249ZM254 159V158H253ZM256 159H257V157H256ZM59 160V159H58ZM65 160V159H64ZM90 160V159H89ZM110 160V159H109ZM117 159H115L114 161H116ZM126 160V159H125ZM129 160V159H128ZM132 160H133V158H132ZM150 160V159H149ZM153 160V161H154ZM187 160V161H186ZM218 160V159H217ZM11 161V160H10ZM12 161H13V159H12ZM11 161V162H12ZM27 161V160H26ZM113 160H112V162H113V164L115 163ZM148 161V160H147ZM160 161V160H159ZM223 161V160H222ZM221 160H220V162H222ZM226 161V162H225ZM223 163V165H222V163H221V165L222 166H224L225 165V163H227L228 165L230 164V162L228 161V160H225ZM233 161H235L236 162V160H233ZM239 161L241 162V161H243V160H240L239 159ZM259 161V160H258ZM55 162H57V161H55ZM98 161H96V163H97ZM100 162V161H99ZM104 162V161H103ZM102 162V163H103ZM110 162V161H109ZM122 162V161H121ZM125 162V161H124ZM129 162V161H128ZM207 162H211V161H208V158H207ZM218 162V161H217ZM216 162V163H217ZM244 162V161H243ZM251 163V160L250 161H248V164H245L246 166L247 165H249L250 163ZM29 163V162H28ZM31 163L29 164V165H31ZM35 163H37V164H35ZM50 163V162H49ZM95 163V162H94ZM106 163H107V160H106ZM119 163V162H118ZM125 163H127V161L125 162ZM140 163V162H139ZM212 163H215V162H212ZM215 163V164H216ZM239 163V162H238ZM246 163V162H245ZM48 164V163H47ZM52 164V163H51ZM122 165H123V162L121 163ZM120 164V165H121ZM128 164V163H127ZM126 164V165H127ZM132 164V163H131ZM142 164V163H141ZM219 164V163H218ZM244 164V163H243ZM253 164V163H252ZM255 164H256V162H255ZM7 165V164H6ZM44 165V166H45ZM50 165V164H49ZM48 165V166H49ZM53 165H55V164H53ZM61 165V164H60ZM103 165V164H102ZM105 165V164H104ZM107 165H108V163H107ZM119 165V164H118ZM175 165V164H174ZM179 165V166H180ZM220 165V164H219ZM244 165V166H245ZM254 165V164H253ZM34 166V167H35ZM42 166V165H41ZM48 166H47V168H48ZM57 166V165H56ZM56 166H55V168H56ZM110 166V165H109ZM108 166V167H109ZM117 166V165H116ZM178 166V165H177ZM215 167H216V165H214ZM221 166V167H222ZM34 167H32V168H34ZM52 167V166H51ZM50 167V168H51ZM58 167V166H57ZM107 167V166H106ZM111 167V166H110ZM118 167V166H117ZM119 167H121V166H119ZM124 167V166H123ZM162 167V166H161ZM214 167V168H215ZM219 167V166H218ZM217 167V168H218ZM233 167V166H232ZM247 167H249V166H247ZM253 167V166H252ZM36 168H35V170H36ZM40 168V167H39ZM39 168H38V170H39ZM46 168V169H47ZM59 168V167H58ZM76 168V167H75ZM140 168H142L143 169V167H140ZM213 168V167H212ZM217 168H216V170H217ZM223 168V167H222ZM222 168H220V169H222ZM229 168V167H228ZM238 168V167H237ZM241 168V167H240ZM246 168V167H245ZM250 168V167H249ZM57 169V168H56ZM113 169V168H112ZM116 169V168H115ZM118 169V168H117ZM137 169V168H136ZM158 169H160V168H158ZM162 169H163V167H162ZM223 169H227V168H223ZM29 170H31V169H29ZM33 170V169H32ZM31 170V171H32ZM53 170V169H52ZM61 170V167H60V169H59V171ZM180 169H178V167H173L171 170H166L164 173H168V172H172V171H175V172H177V171H179ZM210 170H211V168H210ZM213 170H215V169H213ZM230 169H227V170H225V172L226 173H224V174H230V171H229ZM236 170V169H235ZM47 171V170H46ZM45 171V172H46ZM55 170H53L52 172H54ZM57 171H58V169H57ZM81 171V170H80ZM157 171V170H156ZM203 171V170H202ZM219 171H221V170H219ZM239 171H241V170H239ZM239 171H235V172H239ZM33 172V171H32ZM50 172V171H49ZM110 172V171H109ZM139 172H140V169H139ZM138 172V173H139ZM141 172H142V170H141ZM209 172V171H208ZM222 172H223V170L221 171V174H222ZM242 172V171H241ZM240 172V173H241ZM38 173V172H37ZM137 173V174H138ZM155 173V172H154ZM195 173V172H194ZM201 173V172H200ZM199 173V175H201ZM203 173V172H202ZM251 173V172H250ZM127 174H129V173H127ZM136 174V175H137ZM158 174V173H157ZM160 174V173H159ZM216 174V173H215ZM220 174V175H221ZM254 174V173H253ZM126 175V174H125ZM130 175V174H129ZM151 175H153V174H151ZM190 177H192V179L189 181V182H187V184L186 185H184V187H185V189H186V198H187V200H186V202H177V204L175 203L176 201H174V200H170V201H165V203H163V206H162V204L161 205H159V206H161V207H163V210H165L164 212H161V216H166V218L167 219H170V218H175L172 222H170V224H166V223H164L163 224V226L166 224V226L168 227H170V228H174L175 226H178V227H182L185 223V220L187 219H185V216L186 217H189V215H190V213H189V215H188V210H191V208H193L194 209V207H202L203 209H204V207H207V206H209V210H210V214L212 213V216H213V214H217L218 212H217V207H218V205H216L217 203H216V201H214V200H212L211 198H213V196L209 199L208 197H207V195H206V197L205 196H202V197H200V198H194L193 196V194L191 193V191H192V187L194 188V176H195V174H194V176H193V171H191L189 174H188ZM197 175V174H196ZM217 175V174H216ZM219 175V174H218ZM217 175V176H218ZM234 175V174H233ZM243 174H241V176H242ZM44 176V175H43ZM42 176V177H43ZM46 176H47V174H46ZM53 176V175H52ZM156 176V175H155ZM225 176V175H224ZM229 176V175H228ZM235 176V175H234ZM36 177V176H35ZM48 177H50V176H48ZM122 177H124V176H122ZM201 177V176H200ZM213 176H212V173H211V178H212ZM222 177V176H221ZM245 177V176H244ZM40 179V177H37V179ZM51 178V177H50ZM214 178V177H213ZM213 178H212V180H213ZM216 178V177H215ZM225 178H226V176H225ZM232 178H234V177H232ZM240 178V177H239ZM44 179H45V177H44ZM54 179V178H53ZM105 179V178H104ZM129 179H131L130 178V176H129ZM223 179H224V177H223ZM242 179H243V177H242ZM52 180V179H51ZM237 181L236 179H233L232 181ZM37 181V180H36ZM41 181H42V179L40 180V183H41ZM45 181V180H44ZM46 181H47V179H46ZM49 181H50V179H49ZM53 181V180H52ZM127 181V180H126ZM244 181V180H243ZM32 182H35V181H32ZM48 182V181H47ZM47 182H45V184H48ZM54 182H56V181H54ZM128 182V181H127ZM227 182V181H226ZM250 182V181H249ZM37 183V182H36ZM234 183V182H233ZM238 183H239V180H238ZM238 183L236 182V184L238 185ZM248 183V182H247ZM247 183H246V185H244L245 183L243 182L242 183V185H241V183L236 187V184H235V187H236V189L235 190H232V189H230L231 191H233V193H235L234 195H233V197H235V195L237 196V195H245V200H250L249 202H248V204H247V208H245L244 206H243V209L245 208V210L247 209L248 210V208H249V210H250V207H251V209H254L255 210V208L253 207V206H257L258 207V202H260L259 200H264V197L262 198V197H259L258 196V192L255 190L256 188H255V185H253V184H251V186H248V185H250V184H248L247 185ZM52 184V183H51ZM197 184V183H196ZM204 184H205V182H204ZM33 185V184H32ZM44 185V184H43ZM42 184H41V187L43 186ZM200 185V184H199ZM203 185V184H202ZM31 186V185H30ZM35 186V185H34ZM37 186V185H36ZM47 186H49V187H47L48 188V190H49V188H50V190H49V194H51V192L54 194L55 192H53L52 191V189L54 188H51L52 186L51 185H47ZM201 186V185H200ZM44 187H45V185L43 186V189H44ZM57 187V186H56ZM204 187V186H203ZM35 188V187H34ZM33 188V189H34ZM37 188V187H36ZM47 188L45 189V190H47ZM29 189H30V187H29ZM31 189H32V187H31ZM38 189H39V187H38ZM259 189H261V188H259ZM44 190V191H45ZM229 190V191H230ZM16 191V190H15ZM31 191V190H30ZM34 191V190H33ZM55 191V190H54ZM106 191V190H105ZM17 192V191H16ZM37 192H39V191H37ZM37 192H35V193H37ZM46 192V194H48ZM263 191H261V193H262ZM19 193V192H18ZM18 193H17V195H18ZM107 193V192H106ZM106 193H104L105 195H106ZM260 192H259V194H261ZM43 194V193H42ZM46 194H43V195H46ZM185 194V193H184ZM208 194H209V192H208ZM8 195V194H7ZM16 195V194H15ZM16 195V196H17ZM37 195V194H36ZM113 195V194H112ZM263 195V194H262ZM6 196V195H5ZM41 197H42V195H40ZM47 196V195H46ZM50 196V195H49ZM52 196V195H51ZM55 196V195H54ZM57 196V195H56ZM56 196H55V198H56ZM64 196V195H63ZM101 196H102V194H101ZM100 196V197H101ZM111 196V195H110ZM199 196V195H198ZM201 196V195H200ZM240 196H238V198L240 197ZM264 196V195H263ZM13 196H12V194H11V196H10V198H9V196L7 197L9 200L8 201H13L14 200V198H12ZM31 197V196H30ZM33 197V196H32ZM48 197V196H47ZM58 197H60V196H58ZM68 197H70L71 198V195L70 196H68ZM82 197V196H81ZM98 197V196H97ZM104 197V196H103ZM106 198L107 197H109L108 196V194L105 196ZM114 197V199H112V204H108L110 201H111V198H107V199H110V201L107 203L108 205H110V206H106V208L105 207H103V206H101V205H103V203L100 205L99 204V202L98 203H96V204H98V205H100L101 206V209L99 208V211H101V213H105L106 211H108L107 213L108 214H106L105 216H102V219L103 220H105L106 218L108 219V221L110 222V224H108V226L109 225H111L112 226V228H116V229H118L117 228V225L115 224V220H119L118 222H119V224H120V222H121V224H126V225H130V226H132V227H134V229H132V230H136L135 228L136 227H139L140 226V228H142V226L145 228V227H147V228H150V227H152V229L153 228H155V227H157V226H154V224H155V220L154 221H152V214L151 215H149V216H147L146 214H148V212H149V208H145L143 205H141V204H138V202L136 203V202H134V201H131V200H128V199H126V198H121V197H117V196H113ZM232 197V196H231ZM233 197L231 198L232 200H230V201H232V202H235L236 201V205H237V203L239 202V200H236V198H235V200L233 199ZM6 198V199H7ZM20 198V197H19ZM18 198V199H19ZM40 198V197H39ZM61 198H63V197H61ZM69 198V199H70ZM130 198H131V196H130ZM183 198H185V197H183ZM185 198V199H186ZM230 198V197H229ZM15 199H17V197L15 198ZM56 199H58V201H60V199L59 198H56ZM68 199V198H67ZM75 199V198H74ZM83 199V198H82ZM98 199V198H97ZM225 199H227V198H225ZM101 200H103V199H101ZM154 200V199H153ZM168 200V199H167ZM176 200V199H175ZM216 200V199H215ZM15 201V200H14ZM13 201V203H15ZM19 201H20V199H19ZM19 201H17V202H19ZM96 201V200H95ZM136 201V200H135ZM227 201V200H226ZM229 201V202H230ZM244 201V200H243ZM258 201V202H257ZM16 202V203H17ZM61 202V201H60ZM85 202V201H84ZM97 202V201H96ZM156 202V201H155ZM222 202V201H221ZM246 202V201H245ZM244 202V203H245ZM263 202V201H262ZM12 203V204H13ZM15 203V204H16ZM74 203V202H73ZM162 203V202H161ZM219 203V202H218ZM226 203V202H225ZM227 203H228V201H227ZM241 203V202H240ZM71 201H69V200H67V202H64V207H69V206H71ZM144 204V203H143ZM223 204V203H222ZM239 204V203H238ZM242 204V203H241ZM260 204V203H259ZM264 204V203H263ZM35 205V204H34ZM43 205V204H42ZM42 205H36V206H34V207H36V208H38V209H40L41 210V212H48V211H51V209L49 208V207H47V206H42ZM84 205V204H83ZM93 205H94V203H93ZM92 205V206H93ZM106 205V204H105ZM147 205V204H146ZM220 205V204H219ZM222 206V205H221ZM227 206V205H226ZM234 206V205H233ZM238 206V205H237ZM260 206V205H259ZM74 207V206H73ZM102 207L104 208V209H102ZM232 207V206H231ZM253 207V208H252ZM261 207H262V204H261ZM264 207V206H263ZM75 208V207H74ZM154 208V207H153ZM152 208V209H153ZM158 208V207H157ZM201 208V209H202ZM221 208V207H220ZM220 208H219V210H220ZM224 208V207H223ZM233 208H236V206L235 207H233ZM233 208H232V210H231V208H230V210H229V214H230V212H231V216H232V218L234 217L233 215H232V212L234 213V211L236 210V212H237V210H238V208H240V207H237V209H235V210H233ZM188 209V210H187ZM241 209V208H240ZM240 209H239V211H240ZM242 209V210H243ZM154 210H155V208H154ZM162 210V211H163ZM244 210V211H245ZM248 210V211H249ZM96 211H98V210H96ZM105 211V212H104ZM185 211H187L186 212V215H185ZM207 211V210H206ZM225 212H226V210H224ZM227 211H228V209H227ZM238 211V212H239ZM93 212V211H92ZM153 212V211H152ZM151 212V213H152ZM209 212V211H208ZM223 212V211H222ZM253 212V211H252ZM78 213V212H77ZM154 213V212H153ZM227 213V212H226ZM251 213V212H250ZM42 214V213H41ZM69 214V213H68ZM80 214V213H79ZM158 214H160V213H158ZM222 214V213H221ZM255 214V213H254ZM258 214V213H257ZM70 215H72V214H70ZM85 215V214H84ZM87 215V214H86ZM95 215V214H94ZM188 215V216H187ZM80 216V215H79ZM203 217L205 216V215H202ZM202 216H200V217H202ZM215 216V215H214ZM230 216V215H229ZM228 216V217H229ZM250 216V215H249ZM256 216V215H255ZM259 217V216H258ZM258 217H256V218H258ZM82 218V217H81ZM95 218V217H94ZM159 218H162V217H159ZM158 218V219H159ZM198 218V217H197ZM216 218V217H215ZM231 218V219H232ZM37 219V218H36ZM60 219H62V218H60ZM86 219V218H85ZM96 219V218H95ZM102 219H100L101 221H102ZM185 219V220H184ZM189 219V218H188ZM203 219V218H202ZM218 219V218H217ZM230 220V218H227V221H229ZM235 219V218H234ZM233 219V220H234ZM237 219V218H236ZM235 219V220H236ZM241 222H243V220L242 219H244V218H238ZM259 219V218H258ZM32 220V219H31ZM37 220H39V219H37ZM58 220V219H57ZM75 220V219H74ZM199 220V219H198ZM204 220V219H203ZM202 220V221H203ZM219 220H221V219H219ZM222 220H223V218H222ZM225 221H226V219H224ZM247 220V219H246ZM253 220H255V219H253ZM40 221V220H39ZM42 221H43V218H42ZM61 221H63V220H61ZM68 221V220H67ZM71 221V220H70ZM73 221V220H72ZM82 221V220H81ZM95 221V220H94ZM107 221V222H108ZM205 222H207V220H204ZM34 222V221H33ZM37 222V221H36ZM44 222V221H43ZM42 222V223H43ZM58 222H60V221H58ZM74 222V221H73ZM83 222V221H82ZM100 222V221H99ZM159 222V221H158ZM158 222H157V224H158ZM198 222V221H197ZM200 222H201V220H200ZM202 223V224H205V229H206V227H207V225H208V223ZM221 222V221H220ZM224 222V221H223ZM230 222V221H229ZM229 222L227 223V224H229ZM240 222V223H241ZM244 222L246 223V221L244 220ZM250 222V221H249ZM45 223H46V221H45ZM48 223V222H47ZM63 224L65 223V222H62ZM102 223V222H101ZM168 223V222H167ZM210 223V222H209ZM214 223V222H213ZM217 223V222H216ZM236 223V222H235ZM248 223V222H247ZM41 224V223H40ZM49 224V223H48ZM87 224V223H86ZM89 224V223H88ZM103 224V223H102ZM162 224V223H161ZM198 224V223H197ZM201 224V223H200ZM201 224V225H202ZM220 224H222V223H219V226H220ZM69 225H71V224H69ZM116 225V226H115ZM156 225V224H155ZM192 226H193V224H191ZM196 225V224H195ZM200 225V226H201ZM210 225V227L212 226L213 227V224L211 225V224H209ZM209 225H208V227H209ZM44 226V225H43ZM67 226V225H66ZM78 226V225H77ZM80 226V225H79ZM84 226V225H83ZM203 226V225H202ZM216 226V225H215ZM215 226H214V228H215ZM227 226V225H226ZM230 226V225H229ZM63 227V228H62ZM62 231L63 230H65L66 232L68 231L69 232V226L68 227H65V226H63L62 225ZM90 227V226H89ZM89 227H87V228H89ZM184 227V226H183ZM188 227H189V225H188ZM207 227V228H208ZM209 227V228H210ZM72 228V227H71ZM84 228V227H83ZM107 228V227H106ZM143 228V229H144ZM147 228H145V230H147ZM163 229H164V227H162ZM169 228V229H170ZM186 228V227H185ZM202 227H200L199 229H201ZM227 228V227H226ZM232 228V227H231ZM230 228V229H231ZM86 229V228H85ZM93 229V228H92ZM110 229V228H109ZM115 229V230H116ZM151 229V228H150ZM152 229H151V231H152ZM191 230L190 228H186V230H183V228H182V230L184 231V232H186L187 230ZM192 229H194V228H192ZM196 229H197V227H196ZM211 229H213V228H211ZM73 230V229H72ZM75 230V229H74ZM77 230V229H76ZM95 230V229H94ZM112 230V229H111ZM141 230V229H140ZM140 231L139 232V229H138V231L137 232H134L133 233V231H131V232H128V231H130V230H128V231H123V233H120L119 232V229H118V232H115V233H113L112 231H105V233L104 232H102V236L103 237H110V239H109V241L112 239L113 241L114 240H116V241H118V242H116V243H120L122 240L125 242V239L126 238H128V240L130 241V242H134L135 243V241H136V243L137 242H139V240H144L145 242H146V246H147V243H149L150 242V244H148L149 246H151V244L153 243L152 242V240H158L157 238H159V236L158 237H156V236H153L151 233V231H149V229H148V231ZM154 230V229H153ZM161 230V229H160ZM165 230V229H164ZM167 231H168V229H166ZM172 230V229H171ZM171 230H170V232H171ZM202 230H204V229H202ZM223 230V229H222ZM225 230V229H224ZM227 230V229H226ZM232 230V229H231ZM81 230H80V228H79V233L80 234H82L81 232H80ZM82 231H84V230H82ZM89 231H91V230H89ZM103 231V230H102ZM156 231H157V229H156ZM163 231V230H162ZM173 231V230H172ZM199 231H201V230H198L197 229V231H195V230H193V232L195 233V232H199ZM205 231V230H204ZM67 232V233H68ZM78 232V231H77ZM76 232V233H77ZM128 232V233H127ZM158 232V231H157ZM160 232V231H159ZM203 232V231H202ZM210 232H212V231H210ZM214 233L215 232H219L218 230H216V229H214V231H213ZM225 232V231H224ZM84 233V232H83ZM92 233V232H91ZM91 233H88V234H90V236L89 237H91V238H93L92 237V234ZM97 233V232H96ZM100 233H101V231H100ZM164 233H166V232H164ZM188 233L189 232H187V235H188ZM190 233H192V231L190 232ZM222 233V232H221ZM78 234V233H77ZM160 234H162V233H160ZM160 234H158V235H160ZM174 234V233H173ZM178 234V233H177ZM217 234V233H216ZM220 234V233H219ZM25 235V234H24ZM76 235V234H75ZM97 235V234H96ZM96 235H94L93 234V236H95L93 239L94 240H92V241H97V239H96ZM99 235V234H98ZM101 235V234H100ZM99 235V236H100ZM164 235V234H163ZM172 235V234H171ZM170 235V236H171ZM190 235V234H189ZM193 235V234H192ZM198 235H199V233H198ZM202 235H204V234H202ZM211 235V234H210ZM224 235H225V233H224ZM26 236V235H25ZM52 236V235H51ZM61 236H63V235H61ZM68 236V235H67ZM72 236V235H71ZM79 236V235H78ZM169 236V237H170ZM212 236H213V234H212ZM86 238L88 237V236H85ZM103 237H100V238H103ZM129 237H130V239H129ZM163 238V240L166 238V237H168V235L166 236L165 235V237L164 236H162ZM173 237V236H172ZM57 238H58V235H57ZM84 239V238H82V239H84V242H85V240H87V239ZM97 238H98V236H97ZM186 238V237H185ZM214 238V237H213ZM62 239V238H61ZM105 238H103V240H104ZM189 239H191V238H189ZM192 239H193V237H192ZM65 240V238L63 239V241ZM71 240V239H70ZM74 240H75V242H76V239L74 238ZM98 240H100L99 238H98ZM103 240H101V243L103 242ZM106 240V239H105ZM111 240V241H112ZM141 240V241H142ZM185 240V239H184ZM187 240V239H186ZM194 240V239H193ZM61 241V240H60ZM62 241V242H63ZM77 241H78V239H77ZM81 241H83V240H81L80 239V242ZM89 241H91V240H89ZM91 241V242H92ZM109 241L108 242H105V243H108L107 245H111V243H109ZM112 241V242H113ZM120 241V242H119ZM122 241V242H123ZM129 241L127 242V244L129 243ZM160 241V240H159ZM168 241V240H167ZM192 241V240H191ZM80 242H78L77 244L79 245V243ZM83 242V243H84ZM90 242V243H91ZM98 242V241H97ZM96 242V243H97ZM115 242V241H114ZM123 242V243H124ZM145 242H143V244L145 243ZM187 242V241H186ZM89 243V242H88ZM93 243V242H92ZM96 243L94 244V245H96ZM99 243V242H98ZM97 243V244H98ZM122 243V244H123ZM157 243H159V242H157ZM156 243V244H157ZM76 244V243H75ZM81 244V243H80ZM87 244V241H86V243H85V245ZM104 244V242L102 243V245ZM121 244V243H120ZM119 244V245H120ZM127 244H124V245H121L122 247H117V249H115V250H112V251H110V252H116V253H118V252H120V251H123L124 252V250H127V249H129L128 247L130 246V244L128 245V247L127 246H125V245H127ZM133 244V243H132ZM213 244V243H212ZM68 245V244H67ZM82 245V244H81ZM85 245H83V247L85 246ZM91 247H92V245L91 244H89ZM105 246V247H108V246ZM113 245H114V243H113ZM142 245V244H141ZM141 245H140V247H141ZM145 245V244H144ZM187 245H188V243H187ZM216 245V244H215ZM223 245V244H222ZM65 246V245H64ZM80 246V245H79ZM89 246V247H90ZM114 246H117L116 244L114 245ZM143 246V245H142ZM145 246V247H146ZM158 246V245H157ZM76 247H78V246H76ZM88 247V248H89ZM91 247H90V249H91ZM99 247V246H98ZM102 247V246H101ZM148 247V246H147ZM222 247V246H221ZM80 248V247H79ZM87 248V246L86 247H84V249H86ZM87 248V249H88ZM95 248H96V246H95ZM103 248V247H102ZM110 248V247H109ZM116 248V247H115ZM136 248V247H135ZM142 248V247H141ZM82 249V248H81ZM105 250H107V248H104ZM113 249V248H112ZM137 249V248H136ZM149 250L151 249V247L150 248H148ZM156 249V247L154 248V250ZM4 250V249H3ZM151 250H153V249H151ZM150 250V251H151ZM153 250V251H154ZM77 251V250H76ZM78 251H80L79 249H78ZM77 251V252H78ZM95 251H97V250H95ZM150 251H148V252H150ZM77 252H75V253H77ZM99 252V251H98ZM102 252V251H101ZM113 252V253H114ZM135 252H137V251H135ZM146 252V251H145ZM152 252V251H151ZM211 252V251H210ZM26 253H28V252H25L24 254H26ZM34 253V252H33ZM87 253V252H86ZM85 253V254H86ZM107 253H109V251L107 252ZM138 253V252H137ZM137 253H135V254H137ZM142 252H140V255L142 256V254H141ZM189 253V252H188ZM193 253V252H192ZM24 254H23V256H24ZM89 254V253H88ZM101 254V253H100ZM104 254H106V252L104 253ZM103 254V255H104ZM186 254V253H185ZM82 255V254H81ZM87 255V254H86ZM92 255V254H91ZM109 255H111V254H109ZM138 256V258L140 259V256H139V254H137ZM146 255V254H145ZM149 255V254H148ZM151 255V254H150ZM32 256V255H31ZM30 256V257H31ZM45 256V255H44ZM75 256V255H74ZM147 256V255H146ZM25 257H26V255H25ZM29 257V256H28ZM72 257V256H71ZM90 257V256H89ZM105 257H106V255H105ZM119 257V256H118ZM134 257V256H133ZM258 257V256H257ZM23 258V257H22ZM143 258H146V257H144V255H143ZM28 258H26V260H27ZM43 259V258H42ZM137 259V258H136ZM136 259H134V260H136ZM139 259H137V260H139ZM1 260V259H0ZM2 260H3V257H2ZM41 260V259H40ZM137 260H136V262H137ZM145 260V259H144ZM144 260H142V261H144ZM22 261V260H21ZM31 261V260H30ZM140 261V260H139ZM3 261H0V264L2 263ZM24 262V261H23ZM114 262L115 261H108V262H106V264H114ZM132 262V261H131ZM126 263V262H124V263H122V264H134V263H136L135 261H133L134 263ZM145 262V261H144ZM22 263V262H21ZM20 263V264H21ZM26 263V262H25ZM27 263H28V261H27ZM32 263H33V261H32ZM138 263V262H137ZM136 263V264H137ZM141 263V262H140ZM139 264V263H138ZM143 264H145V263H143Z\"/></svg>","mask_w":264,"mask_h":264}]
</instances>
